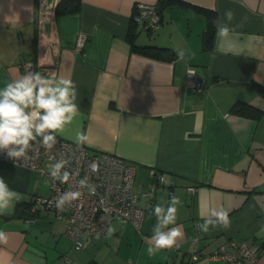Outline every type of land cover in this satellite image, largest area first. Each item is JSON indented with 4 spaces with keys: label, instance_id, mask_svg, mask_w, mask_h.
<instances>
[{
    "label": "crops",
    "instance_id": "obj_1",
    "mask_svg": "<svg viewBox=\"0 0 264 264\" xmlns=\"http://www.w3.org/2000/svg\"><path fill=\"white\" fill-rule=\"evenodd\" d=\"M58 1L0 0V87L28 71L71 79L80 114L59 136L74 142L83 131L92 150L115 152L133 165L144 215L139 229L111 220L110 236L106 230L84 237L80 250L50 212L30 223L0 216L8 237L0 243V264H237L208 257L230 239L246 241L264 262V115L254 119L230 110L237 100L264 107L252 85L264 86V0H80L75 12H55ZM138 2L154 3L161 23L153 31L136 24L134 42L167 47L171 59L132 48L128 33ZM199 7L215 10L221 20L233 11L231 36L236 51L243 50L239 55L215 51L216 30L204 45L206 18ZM80 34L85 42L77 47ZM177 49L195 56L179 61ZM188 68L201 87L188 83ZM153 169L164 172L168 184L150 191ZM46 176L0 159V177L21 193L20 202L31 193L45 195L38 183ZM172 195L181 204L169 227L180 226L183 237L179 247L149 256L153 207L166 206ZM209 202L229 211L230 228L197 229Z\"/></svg>",
    "mask_w": 264,
    "mask_h": 264
},
{
    "label": "clouds",
    "instance_id": "obj_2",
    "mask_svg": "<svg viewBox=\"0 0 264 264\" xmlns=\"http://www.w3.org/2000/svg\"><path fill=\"white\" fill-rule=\"evenodd\" d=\"M8 16L5 17L7 20ZM234 19L232 10H226L223 19H214L216 30L215 51L239 55L243 50L236 51L238 45L232 40L231 25ZM179 61L194 58V52L177 49ZM215 56H213V59ZM189 74H195L189 70ZM78 91L76 84L69 78L58 77L55 74H43L39 71H28L18 78L12 79L0 87V154L6 155L16 166L21 162L36 158L39 148L51 151L58 143L57 136L71 125L79 116L80 108L77 104ZM89 136L78 131L74 142L77 146L88 143ZM69 161L57 159L48 171L53 182L61 184L74 183L76 190H67L55 198L54 206L58 212H64L83 195L80 189H87L95 193V186L89 183L87 176L78 178L79 173L68 170ZM91 172L98 171V165L93 162ZM21 200V193L11 188L4 178L0 177V216H10L15 212L17 203ZM181 200L172 195L167 205L156 204L152 215L155 224L152 235L147 238V254L153 256L164 249L177 246V241L183 237L180 226L176 225L178 206ZM202 223L196 225L201 233H208L210 229L221 227L230 228L229 211L223 206L207 203L201 207ZM113 229L107 230L110 236ZM8 237L0 231V243H6Z\"/></svg>",
    "mask_w": 264,
    "mask_h": 264
},
{
    "label": "built area",
    "instance_id": "obj_3",
    "mask_svg": "<svg viewBox=\"0 0 264 264\" xmlns=\"http://www.w3.org/2000/svg\"><path fill=\"white\" fill-rule=\"evenodd\" d=\"M134 22L142 29L153 31L161 23V15L158 7L154 3L138 2L135 4L133 16ZM85 36L80 34L76 39V46L84 45ZM187 70V81L193 86H202L195 74H189ZM58 143L51 150L47 151L43 147L39 148V155L19 165L38 172L40 175H48L44 163L48 161L51 165L60 158L69 161L68 170H75L79 173L78 178L87 176L89 183L95 186V193H89L87 189H80L83 195L74 201L71 207L64 212H58L54 206L55 198L61 192L76 190L74 183L61 184L53 182L50 176L49 193L43 195L31 193L28 195L30 211L38 214L50 211L53 218L65 224V235L72 242L76 250L84 246V237H98L105 235L109 222L119 219L122 222L132 223L139 229L144 208L138 203L139 193L134 187L135 167L125 161V159L115 152L107 150H92L87 144L77 146L75 142L66 140L59 135ZM0 159L15 164L6 155L0 154ZM95 162L98 171L91 172L89 166ZM149 190L155 191L168 184L166 175L160 170L153 169L150 173ZM189 191H195L196 187L190 185L186 187ZM35 218H26L30 223ZM179 247V243L175 248ZM209 258L235 262L237 264H264L259 259L257 250L248 246L246 241L237 243L233 240H226L219 244L208 254Z\"/></svg>",
    "mask_w": 264,
    "mask_h": 264
},
{
    "label": "trees",
    "instance_id": "obj_4",
    "mask_svg": "<svg viewBox=\"0 0 264 264\" xmlns=\"http://www.w3.org/2000/svg\"><path fill=\"white\" fill-rule=\"evenodd\" d=\"M171 3L184 4L185 2L181 0H162L161 4L164 5V4H171ZM79 7H80V0H59L55 5V12H75L79 9ZM199 8L203 11V13L205 14V18H206V28L203 33V42H204V45L207 46L209 43H211L213 35H214L215 28L213 26V20L217 18L216 17L217 15H216V11L213 9L201 8V7ZM131 23H132V26H130L128 36H129V40H130V43L133 49L141 51L142 53L156 56L158 58H163V59L172 58L174 53L171 49L167 47L136 44L134 42V37L136 35V23L133 21V19ZM252 85L254 86V89L257 92H259L262 97H264V86L256 82H252ZM230 110L236 114L254 118V119L259 118L260 116L264 115V107H260L256 104H252L244 100L235 101L233 105L231 106ZM47 212H50V211H47ZM38 214H34L33 212L30 211V205L27 200L25 202L17 203L15 212L13 215L21 216V217H24L25 219L29 217L35 218L33 221H31V222H34Z\"/></svg>",
    "mask_w": 264,
    "mask_h": 264
},
{
    "label": "rangeland",
    "instance_id": "obj_5",
    "mask_svg": "<svg viewBox=\"0 0 264 264\" xmlns=\"http://www.w3.org/2000/svg\"><path fill=\"white\" fill-rule=\"evenodd\" d=\"M50 163L48 162V161H46L45 163H44V167L47 169V170H49L50 169ZM139 175H137V177H136V183H137V181L139 180ZM39 181V180H38ZM39 184V188L41 189V191H42V193H44V194H47V193H49V190H50V179H49V177H44V178H42L41 179V181H40V183H38Z\"/></svg>",
    "mask_w": 264,
    "mask_h": 264
}]
</instances>
